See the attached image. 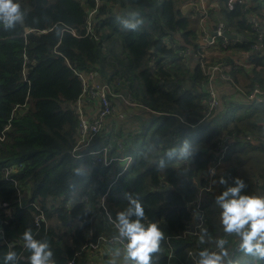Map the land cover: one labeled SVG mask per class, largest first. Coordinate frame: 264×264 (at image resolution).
Here are the masks:
<instances>
[{
  "label": "trees",
  "instance_id": "trees-1",
  "mask_svg": "<svg viewBox=\"0 0 264 264\" xmlns=\"http://www.w3.org/2000/svg\"><path fill=\"white\" fill-rule=\"evenodd\" d=\"M14 2L25 14L24 23L7 30L0 24V264L9 251L16 253L15 264H31L23 240L26 229L48 242L54 264H108L107 257L91 255L89 245L103 236H119L116 217L128 206L126 193L141 201L142 223L155 222L164 232L152 264H197L202 250L221 251L219 239L227 241L223 264H253L240 251L239 237L224 232L216 203L236 177L246 184L242 194L264 196V103L249 99L255 87L264 92V51L246 54L256 37L245 2L217 0L209 11V29L223 23L228 32L246 39L228 41L227 47L218 39L210 53L203 52L208 64L230 67L228 79L221 74L215 80L220 100L215 112L208 106L212 84L196 55L203 32L192 0ZM252 10L264 23V5ZM92 12L93 32L86 19ZM129 12L139 13L143 21L133 31L116 22L118 13ZM188 47L194 58L183 55ZM77 72L97 73L114 92L151 110L135 114L138 121L126 132L117 128L116 134L108 126L114 116L109 117L89 149L111 146L110 158L130 157L128 165L92 167L89 157L73 156L79 141L73 107L81 94ZM115 105L123 114L125 108ZM232 133L244 140L220 168L229 166V175L211 177L217 141ZM185 140L193 156L167 160L166 153ZM162 158L166 163L159 167ZM242 162L248 174H242ZM106 193L109 215L96 207ZM200 215L207 229L203 243L201 230L194 234ZM41 218L45 222L37 227ZM118 248L112 246V252Z\"/></svg>",
  "mask_w": 264,
  "mask_h": 264
},
{
  "label": "clouds",
  "instance_id": "clouds-1",
  "mask_svg": "<svg viewBox=\"0 0 264 264\" xmlns=\"http://www.w3.org/2000/svg\"><path fill=\"white\" fill-rule=\"evenodd\" d=\"M25 14L19 3L14 0H0V24L7 29H13L24 23ZM116 22L124 30L133 31L143 23L137 12H129L126 16H118ZM232 150V149H231ZM193 156V147L187 140L177 149L166 153L167 160L188 159ZM228 156V155H227ZM165 159L159 161V167L165 166ZM79 171V170H78ZM214 174V169L211 170ZM221 184H227L223 178ZM246 184L242 178L236 177L233 186H228L217 196L216 203L222 209L221 222L226 234L239 237L240 251L251 256L253 264H264V196L242 194ZM128 206L117 213V228L119 237L127 240L125 246L124 264H152L153 254L160 249L164 232L155 222L142 223L145 211L138 197L131 193L125 194ZM31 206V204L29 205ZM88 206V205H87ZM69 208V205L67 206ZM207 229H201L200 240L203 243ZM24 246L31 252V264H54L53 252L46 241L34 238L31 229L23 233ZM219 253L202 250L197 264H223L227 255L225 239H219ZM16 253L9 251L4 256V264H15Z\"/></svg>",
  "mask_w": 264,
  "mask_h": 264
},
{
  "label": "built area",
  "instance_id": "built-area-1",
  "mask_svg": "<svg viewBox=\"0 0 264 264\" xmlns=\"http://www.w3.org/2000/svg\"><path fill=\"white\" fill-rule=\"evenodd\" d=\"M98 3V0H96ZM162 1V0H160ZM247 1V2H246ZM261 1V0H257ZM245 2V9L244 11L248 13V15H251L248 17V22L250 23L251 30L255 33V41L251 45L250 50L246 53L247 55H251L254 53H259L261 51H264V23L261 20H257V15L252 10V3L251 0H244ZM195 10L199 13V19H200V27L203 29V39L199 43V46L196 51V55H201V68L205 71L206 75L209 76V83L212 84L209 92V99H208V106H209V112H215L218 110L220 106V100L218 98V94L215 88V80L217 77L222 74L224 79H228L229 77L225 75L224 68L230 69L229 66L220 63L211 65L208 64L207 61H205L206 57L203 54L205 51H209L213 48V46L217 43L218 39L224 40V47H227L228 41L224 33L228 32L226 30V27L223 23H220L216 29H207V22L208 17L210 15L209 11L212 8L211 3L209 4V0H192L191 4ZM95 12H92L89 15L88 22V29L89 31H92V15H94ZM252 13V14H250ZM118 16H126L127 14L123 15L121 13L117 14ZM206 26V27H205ZM212 32H215L216 35L211 37ZM230 33V32H229ZM234 34V33H233ZM169 44L175 48L176 45L173 43V41L169 38ZM235 42V41H233ZM186 55L191 56L189 52H193L192 47H188L186 50ZM237 64L240 65L241 62L237 61ZM237 68V67H236ZM77 77L79 78L81 82V94L77 98L74 109L75 112L78 115L79 118V141L74 150L72 151V154L77 159H82L84 157H89L91 160L92 167H95L97 165H102L104 168H111L114 162H123L126 161L127 165L132 161V158L127 157L125 159L121 158H110V151L111 146L100 148L95 151L89 150L90 147H92L94 141L98 137V135L101 133V131L105 128L107 120L109 117H112L118 113V107L115 105L117 102L118 104L122 105L125 108V114L130 115L129 113H133L132 115L138 114L143 110L151 111L149 108L145 107L144 105L135 102L132 98L127 97L123 93H116L113 91L111 85L106 83H101L99 80L98 74L94 72H86V73H76ZM250 101H255L257 104L264 103V92L259 88L255 87L250 95H249ZM126 109L128 111L126 112ZM250 137H247V140H249ZM240 140H244L243 137L236 133L228 134L223 137H221L220 140L217 141V145L215 146L214 150V163L211 165V168L209 170V174L211 177L220 175V168L223 165L224 160L226 159L227 155L231 151V149L236 145V143ZM212 169H214V174L212 173ZM13 171V169H9L6 171V175L9 176L10 172ZM226 175V174H222ZM120 174L116 177H118ZM99 179H102V176L99 175ZM116 181V180H115ZM114 181V182H115ZM113 182V183H114ZM202 198V196H201ZM84 201L86 205L88 204V198L85 197ZM107 193L101 198V200L96 204V207H100L104 209L107 215H109L107 205ZM32 205V204H31ZM38 209V208H37ZM198 224L195 230V235L200 232V230L203 228L204 219L200 215L198 217ZM40 221L45 222L44 218H41L37 220L36 226H40ZM73 231V230H71ZM88 236H92L93 232L90 231L87 233ZM127 244V240L124 238L117 237H100L96 242H93L89 245V248H100L101 246H121L125 250V246ZM98 250V249H97ZM95 250V251H97ZM173 256V252H170L169 258ZM95 258H98L94 254ZM69 264H74V261H72Z\"/></svg>",
  "mask_w": 264,
  "mask_h": 264
},
{
  "label": "rangeland",
  "instance_id": "rangeland-1",
  "mask_svg": "<svg viewBox=\"0 0 264 264\" xmlns=\"http://www.w3.org/2000/svg\"><path fill=\"white\" fill-rule=\"evenodd\" d=\"M251 15H248V17H250ZM93 18V15H92V17H91V19ZM87 20H89V15L87 16V18H86ZM256 19L257 20H260V19H262L261 18V16L259 15V14H257V17H256ZM220 24V23H219ZM218 24V25H219ZM225 25V24H224ZM207 29H208V26H207ZM213 29H215V28H213ZM202 32H203V29H202ZM204 34V33H203ZM224 41V40H223ZM186 51H184L183 52V55L184 56H186ZM190 53V55H192V58H194L195 57V54H193V52L191 51V52H189ZM208 53H210V51H208L206 54H208ZM205 54V55H206ZM206 56H208V55H206ZM224 71H227V70H229L228 68H224L223 69ZM221 75V74H220ZM222 76V78H224L223 77V75H221ZM128 111V109H126V112ZM123 114H117V115H114V118L113 119H111V121L109 122V124H108V126H110V129L113 131V134H116V129L117 128H122L123 127V131H128V129L131 127V125H132V123H134V122H137L138 121V119H137V117L136 116H134V115H132L133 113H129L130 115H127V114H125L124 112H122ZM226 118L227 119H229L230 118V116H229V113L227 112V114H226ZM118 132V131H117ZM235 148V146L232 148V150ZM230 166L231 167H235L236 166V162H235V160H232L231 162H230ZM242 174H244V173H246V174H248L249 173V171L247 170V166H246V163L245 162H242ZM227 169H229V166H226L225 167V169H223L222 171H220V175H222V174H228V172L226 171ZM229 175V174H228ZM107 247H109V246H101L100 248H90V251H91V255H96L99 259L101 258V257H105L104 256V250L105 249H107ZM98 249V250H97ZM95 250H97V251H95ZM107 252V251H106ZM105 255H107V254H105Z\"/></svg>",
  "mask_w": 264,
  "mask_h": 264
},
{
  "label": "crops",
  "instance_id": "crops-1",
  "mask_svg": "<svg viewBox=\"0 0 264 264\" xmlns=\"http://www.w3.org/2000/svg\"><path fill=\"white\" fill-rule=\"evenodd\" d=\"M244 1V0H243ZM217 0H211V7H213L216 4ZM252 6L255 9L257 4H263L264 5V0L257 1V0H251ZM264 13V10L262 11ZM256 13H258L256 11ZM125 112V111H124ZM119 247L116 253L112 252V246L107 247V249L104 250V256L107 257L108 264H112L114 262L116 263H123L124 264V255H125V250L123 247L115 245ZM107 251V252H106ZM107 254V255H105Z\"/></svg>",
  "mask_w": 264,
  "mask_h": 264
},
{
  "label": "water",
  "instance_id": "water-1",
  "mask_svg": "<svg viewBox=\"0 0 264 264\" xmlns=\"http://www.w3.org/2000/svg\"><path fill=\"white\" fill-rule=\"evenodd\" d=\"M215 35H216V33L215 32H212L211 37H213ZM224 36L229 41H244V40H246L245 38H243L240 35L233 34V33H229V32H225L224 33Z\"/></svg>",
  "mask_w": 264,
  "mask_h": 264
}]
</instances>
